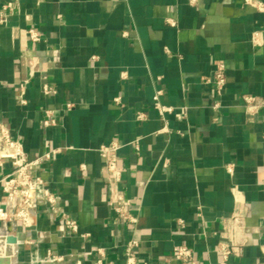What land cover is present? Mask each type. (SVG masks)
I'll return each instance as SVG.
<instances>
[{
    "label": "crops",
    "instance_id": "0c3cea01",
    "mask_svg": "<svg viewBox=\"0 0 264 264\" xmlns=\"http://www.w3.org/2000/svg\"><path fill=\"white\" fill-rule=\"evenodd\" d=\"M28 27L40 42L29 40ZM23 49L36 61L31 75ZM217 63L226 75L219 95L202 79ZM43 74L55 93H42ZM156 89L185 115L162 119L152 108ZM244 95L264 100V12L244 0H18L0 24V121L29 159L61 147L34 172L87 235L67 232L40 204L29 228L9 231L0 221V264H124L132 236L139 264H177L171 256L181 244L199 264H219L233 213L244 218L247 241L228 264H264V107L247 113ZM112 140L119 183L97 152ZM114 188L129 198L136 224L115 217L107 203Z\"/></svg>",
    "mask_w": 264,
    "mask_h": 264
},
{
    "label": "built area",
    "instance_id": "2783aa9c",
    "mask_svg": "<svg viewBox=\"0 0 264 264\" xmlns=\"http://www.w3.org/2000/svg\"><path fill=\"white\" fill-rule=\"evenodd\" d=\"M195 0H190L194 3ZM246 4L251 5L255 9L264 12V5L259 1L244 0ZM18 0H4L0 5V24L6 23L8 16L14 11ZM167 23L175 25V21L167 19ZM30 41L37 43L41 41L39 32L33 27H28L25 30ZM251 41L254 44H261L257 32L251 36ZM21 61L28 68L30 75L34 73L36 67L35 58L29 56L26 50H22ZM204 83H209L214 89V93L221 94L226 81L225 67L222 63H217L214 67L212 76L203 77ZM41 91L45 95L55 93L54 88L47 82L45 74L40 75ZM29 77L24 78L19 83L18 99L20 103H25L24 89L28 83ZM162 94L161 89H156L152 96V108L163 119L166 113H173L175 117L182 118L185 115L186 107H175L164 104L160 101ZM119 102V98H115ZM243 103L247 113L254 114L260 108L264 107V100L252 95H244ZM70 103L67 106L70 107ZM214 108L218 107V103L213 104ZM46 118L43 120V125L47 126L53 122L49 118V111L45 112ZM138 119L143 118L142 112H137ZM264 139V133H263ZM120 144L117 141H110L108 144L100 145L97 152L102 159L103 168L108 177L115 183L121 180V169L118 166L117 152ZM61 147H53L45 150L40 157L29 159L22 148L20 142L15 140L9 128L0 121V168L3 167L4 161L9 162V170L0 176V189L5 197V203L0 200V221H14L17 225L23 228H29L33 224L32 211L40 204H45L58 217L63 228L72 234L86 236V233H80L77 221L69 216L59 205L57 196L50 191L46 186L44 179L34 172V167L41 159H53L59 152ZM230 171V167H228ZM39 191V192H38ZM232 193L235 201L239 200V191L233 187ZM108 205L112 208L115 217L126 224H136L137 218L130 212V200L126 198L122 191L114 188L108 199ZM182 224V221H179ZM227 230L231 231V237L228 240H221L217 244V251L220 255L219 264H228V260L232 254H240L241 246L247 241L245 235V220L242 216L233 213L227 221ZM223 237V236H222ZM138 241L135 237H131L123 249L124 264H139L136 255ZM98 255L97 263H101L104 254L103 248H95ZM264 254V247L262 248ZM51 261L59 262L62 256L48 253ZM177 264H199L194 256L193 251L187 245H178L173 248L172 256Z\"/></svg>",
    "mask_w": 264,
    "mask_h": 264
},
{
    "label": "water",
    "instance_id": "95a60500",
    "mask_svg": "<svg viewBox=\"0 0 264 264\" xmlns=\"http://www.w3.org/2000/svg\"><path fill=\"white\" fill-rule=\"evenodd\" d=\"M5 227H6V229L9 230V231L14 230L15 227H16V223H15L14 221H8V222H5ZM7 239H8V241H9L10 244L13 243V242H15V238H14V236H9ZM9 246H10V245H9ZM10 248H11V247H10Z\"/></svg>",
    "mask_w": 264,
    "mask_h": 264
}]
</instances>
